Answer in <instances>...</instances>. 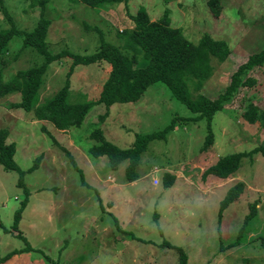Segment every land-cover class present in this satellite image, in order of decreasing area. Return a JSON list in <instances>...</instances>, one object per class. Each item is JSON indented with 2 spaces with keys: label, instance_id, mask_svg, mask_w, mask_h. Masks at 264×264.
Segmentation results:
<instances>
[{
  "label": "rangeland",
  "instance_id": "obj_1",
  "mask_svg": "<svg viewBox=\"0 0 264 264\" xmlns=\"http://www.w3.org/2000/svg\"><path fill=\"white\" fill-rule=\"evenodd\" d=\"M41 1L0 0V30L10 27L9 18L18 30L31 32L43 8L42 17L49 21L48 50L84 56L102 42L120 46L121 31L132 28L128 15L144 8L151 21L167 12L171 27L180 28L193 44L203 35L225 42L230 55L221 64L212 63L201 91L211 98L225 89L245 58L264 50V0H219V17L212 16L208 0H129L105 9L68 0ZM5 58L3 81L43 61L31 48H23L19 37L8 43ZM70 63L63 59L48 66L40 102L63 86ZM104 75L105 65L76 66L69 77L71 100L96 93ZM245 96L242 109L249 101L264 104V70ZM19 99L18 93L0 97V129L8 131L6 143L15 144L19 168L26 170L35 161L37 168L25 175L29 197L14 229V214L25 194L16 186L17 173L0 166V258L19 251L2 264H178L171 247L184 250L187 264H264V156L252 153L264 140L258 122L249 124L237 110L225 107L214 115L212 143L203 150L206 121H194L196 115L160 84L151 86L137 104L97 105L79 128L64 131L16 108ZM172 120L174 129L165 139L148 144L137 167L139 178L132 183L125 181L127 162L113 172L106 158L89 153L94 144L89 134L96 128L114 145L128 148L135 135L160 131ZM231 153L244 154L237 172L224 181L214 175L203 179L208 168ZM164 174L174 176L166 189ZM238 183H244L242 198L222 211L220 233V204L228 188ZM253 203L255 215L243 229L241 243L220 251L236 241ZM21 238L31 252H21Z\"/></svg>",
  "mask_w": 264,
  "mask_h": 264
},
{
  "label": "trees",
  "instance_id": "obj_2",
  "mask_svg": "<svg viewBox=\"0 0 264 264\" xmlns=\"http://www.w3.org/2000/svg\"><path fill=\"white\" fill-rule=\"evenodd\" d=\"M71 3H82L90 8L105 9L116 4L126 5L129 0H68ZM45 0L40 2L44 5ZM213 17H219V0H208L206 4ZM40 18L31 32L18 30L11 19L8 18L10 27L0 30V97L10 93H18L20 99L15 107L24 112L32 113L36 120L47 121L58 130L79 128L89 110L97 105L106 108L114 104H137L154 85L164 86L171 97L185 106L191 114H195L194 121L205 120L207 137L204 140L203 150L212 143L213 133L211 122L214 115L225 107L237 110L244 121L249 124L258 122L264 132V104L249 101L246 108L242 109L246 102V93L256 84L264 70V50L249 55L230 77L228 85L216 97L211 98L203 94L202 88L205 81L213 72V62L221 64L230 55L227 44L223 41L212 39L209 35H203L197 44L188 41L180 28L171 27L167 12L155 21H151L144 8H139L133 16L128 15L132 28L124 29L119 35L122 44L116 46L102 42L100 48L89 55L79 56L62 51L52 54L45 42L49 21ZM22 39V47L31 48L42 58L40 65L27 70L19 71L9 80H2V73L6 64L5 52L8 43L14 38ZM123 50H127L124 54ZM68 59L66 79L63 86L54 94L42 102L39 99V90L43 84V78L50 64ZM99 66L105 65L104 81L93 95H81L76 100H71V84L69 77L76 66ZM229 102L230 105H224ZM171 121L162 130L137 134L132 145L128 148H120L108 141L100 128H96L89 134V139L94 144L89 148L93 158L104 157L108 161L111 171H116L119 165L127 162L124 169L125 181L132 183L139 178L137 167L148 144L155 140H164L165 134L174 129ZM8 131L0 129V166L8 172L18 175L16 186L22 189L25 198L14 214L13 228L16 229L22 212L26 206L29 191L25 185V175L30 174L37 168V161L26 170L19 168L14 160L16 148L14 143H6ZM264 156V140L262 144L252 151ZM244 154L231 153L218 159L208 168L203 179L214 175L218 180L230 178L240 167ZM174 179L173 175L164 174L162 187L169 188ZM244 183L229 187L223 198L219 213L217 230L221 233L224 222L220 221L221 213L230 204L236 203L242 198ZM255 215V204L248 205L242 220L241 228L234 243L221 248L220 251L229 252L241 243L240 237L246 224ZM25 243L21 252H31V247ZM228 244V243H227ZM171 247L169 244H165ZM260 246L264 249V239ZM173 248L178 255V264H187V255L181 248ZM19 251L8 253L0 258V264L10 259ZM52 264H69L52 262Z\"/></svg>",
  "mask_w": 264,
  "mask_h": 264
}]
</instances>
